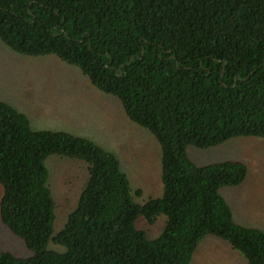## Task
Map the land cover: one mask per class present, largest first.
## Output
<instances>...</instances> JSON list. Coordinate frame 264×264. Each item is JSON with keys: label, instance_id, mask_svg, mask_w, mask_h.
Wrapping results in <instances>:
<instances>
[{"label": "trees", "instance_id": "1", "mask_svg": "<svg viewBox=\"0 0 264 264\" xmlns=\"http://www.w3.org/2000/svg\"><path fill=\"white\" fill-rule=\"evenodd\" d=\"M0 41L19 55H55L116 97L159 141L163 185L161 197L136 203L116 156L66 132L36 131L0 102V219L34 254L0 249V264H191L207 236L264 264V231L235 222L220 194L246 180L247 166H198L188 155L191 146L264 139V0H0ZM51 156L87 168L59 231ZM161 216L164 230L149 239L139 219Z\"/></svg>", "mask_w": 264, "mask_h": 264}, {"label": "rangeland", "instance_id": "2", "mask_svg": "<svg viewBox=\"0 0 264 264\" xmlns=\"http://www.w3.org/2000/svg\"><path fill=\"white\" fill-rule=\"evenodd\" d=\"M0 102L25 114L36 131L66 132L88 139L117 157L127 174L136 203L162 196V150L159 141L147 129L133 123L121 102L99 91L79 68L62 62L55 55L31 57L19 55L0 41ZM188 155L198 166L225 161L244 163L246 180L237 187L220 190L230 205L234 221L264 231V221L255 216L264 212V139L241 137L217 147H189ZM49 185L56 202V231L75 209L87 179L83 162L51 156L46 161ZM141 190L140 195H135ZM3 188L0 185V199ZM261 216H264L262 213ZM166 217L154 225L139 219V227L149 239L164 230ZM0 249L15 257L28 259L33 253L22 239L4 226L0 219ZM58 253L65 247L49 245ZM191 264H248L230 244L214 236L200 243Z\"/></svg>", "mask_w": 264, "mask_h": 264}, {"label": "crops", "instance_id": "3", "mask_svg": "<svg viewBox=\"0 0 264 264\" xmlns=\"http://www.w3.org/2000/svg\"><path fill=\"white\" fill-rule=\"evenodd\" d=\"M262 213L264 214V212L263 211H258V212H256V214H255V216H257L259 219H261V220H263L264 221V216H261L262 215ZM241 225V224H240Z\"/></svg>", "mask_w": 264, "mask_h": 264}]
</instances>
